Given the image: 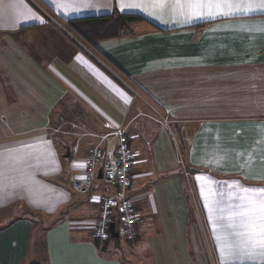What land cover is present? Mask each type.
I'll return each instance as SVG.
<instances>
[{"label":"crops","instance_id":"crops-1","mask_svg":"<svg viewBox=\"0 0 264 264\" xmlns=\"http://www.w3.org/2000/svg\"><path fill=\"white\" fill-rule=\"evenodd\" d=\"M36 1L0 0V264H132L92 241L100 182L87 195L71 187L118 131L132 169L143 164L128 187L136 234L149 215L168 221L147 264H264L222 259L201 196L209 185L197 179L264 186V11L185 23L158 0L124 11L120 0ZM45 6L62 18L115 8L146 21L88 57ZM176 125L191 126L185 160Z\"/></svg>","mask_w":264,"mask_h":264},{"label":"snow or ice","instance_id":"snow-or-ice-1","mask_svg":"<svg viewBox=\"0 0 264 264\" xmlns=\"http://www.w3.org/2000/svg\"><path fill=\"white\" fill-rule=\"evenodd\" d=\"M61 2L63 5V0ZM158 4L161 9L170 6L185 23L264 11V0H172L170 5L167 0H158ZM120 5L121 11L143 10L141 0H120ZM152 6L156 7V4ZM197 179L206 180L209 185L207 194L201 189V196L205 200L204 207L209 213L212 230L217 233L215 239L219 242L222 259L232 257L264 262V186H245L238 180L218 184L211 178ZM211 185H216V188Z\"/></svg>","mask_w":264,"mask_h":264},{"label":"built area","instance_id":"built-area-1","mask_svg":"<svg viewBox=\"0 0 264 264\" xmlns=\"http://www.w3.org/2000/svg\"><path fill=\"white\" fill-rule=\"evenodd\" d=\"M114 136L118 139L114 147L102 150L94 148L88 153L82 173L71 183L72 190L80 195L89 194L96 182L112 189L111 193L101 192L98 196L93 237L101 241L109 237L111 222L115 223V228L117 224L121 225L122 234L127 240L136 236L138 215L128 194L131 153L126 138L119 131ZM98 169L101 170L100 178L97 177Z\"/></svg>","mask_w":264,"mask_h":264},{"label":"trees","instance_id":"trees-1","mask_svg":"<svg viewBox=\"0 0 264 264\" xmlns=\"http://www.w3.org/2000/svg\"><path fill=\"white\" fill-rule=\"evenodd\" d=\"M45 10H47V12L51 15L47 16L49 21L57 29H59L75 47H77L88 57H93L91 55L94 54L98 55L97 43L99 41L109 38H118L122 36L133 35L135 33V26L139 22L145 20V18L139 14L123 13L119 12L115 8L105 14L89 15L75 18L59 17L54 14L52 9L48 6H45ZM112 73L114 74L115 72L112 71ZM9 223L10 221L4 223V225L2 226L6 227ZM111 240L113 239L110 237V235L104 241L98 240L94 237L92 238V241L96 248L101 251L107 248V245ZM33 264L40 263L33 262Z\"/></svg>","mask_w":264,"mask_h":264},{"label":"rangeland","instance_id":"rangeland-1","mask_svg":"<svg viewBox=\"0 0 264 264\" xmlns=\"http://www.w3.org/2000/svg\"><path fill=\"white\" fill-rule=\"evenodd\" d=\"M145 107V106H144ZM143 111V110H142ZM144 113H147V111L145 110L144 108ZM188 125H191V124H188ZM177 127L174 126L173 127V131H174V139L176 140L177 142V145L179 147V157L180 159H186V152H187V144L189 142V138L192 136V131L190 130L191 126H186V127H183L179 130H176L175 128ZM185 129V130H183ZM180 132V133H179ZM146 138L145 135H142L141 138L139 139V143H142L144 142V139ZM141 145V144H140ZM143 167V164L141 162V160L139 159L137 161V163L135 164V166L131 167V170L129 172V176L130 178L132 177V179H134L135 177V172L141 170ZM209 170V169H208ZM200 172L201 171H204V169H200L199 170ZM137 181L139 180L136 179ZM97 186H99V183H97ZM101 188H102V192L104 193H111L112 189L109 187H102V185L100 184ZM132 191H133V188H132ZM134 192H132L131 194H133ZM190 199V198H189ZM190 203L192 204V207H193V203L191 202L190 200ZM195 206L197 207V203L195 204ZM23 208V207H22ZM197 212V210H196ZM192 214L194 217V213H193V208H192ZM191 217V220L190 222H195L194 219L195 218H192ZM5 217L1 216L0 214V224L2 220H4ZM163 224V225H166L168 223L167 219H163L162 220V217L160 219V221H158V219H156V217L154 215H149V219L147 221H145L144 223H142V228L140 230V233H138L132 240H127L123 234H122V230H121V225L117 224L116 226V230L120 232L119 234V242L116 244L115 243V240H111L109 241L108 245H107V248L110 247V248H115V246H117L118 248H120L123 252L122 254L126 257V259L128 261H130L132 264H147L148 260H147V249H148V246L151 244L152 241H156L155 238V232L156 230L159 228V225L160 224ZM137 226V225H136ZM135 243V244H133ZM156 243V242H155ZM33 245H35V243H33ZM120 249L118 250V253H120ZM26 264H33V262H31V260L27 261Z\"/></svg>","mask_w":264,"mask_h":264},{"label":"water","instance_id":"water-1","mask_svg":"<svg viewBox=\"0 0 264 264\" xmlns=\"http://www.w3.org/2000/svg\"><path fill=\"white\" fill-rule=\"evenodd\" d=\"M97 177L98 178L101 177L100 169H98ZM109 233H110V237L115 240V243H118L119 242V231L116 230L114 222H111L109 225Z\"/></svg>","mask_w":264,"mask_h":264}]
</instances>
